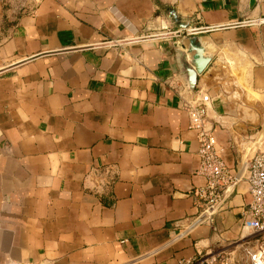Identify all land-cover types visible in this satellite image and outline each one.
<instances>
[{"label": "crops", "instance_id": "0c3cea01", "mask_svg": "<svg viewBox=\"0 0 264 264\" xmlns=\"http://www.w3.org/2000/svg\"><path fill=\"white\" fill-rule=\"evenodd\" d=\"M22 1L0 0V70L52 53L0 72V264L249 258L253 148L239 142L264 131V0ZM170 8L190 28L219 27L197 34L213 59L193 92L180 38L165 35L178 30ZM200 89L243 173L210 213L184 106Z\"/></svg>", "mask_w": 264, "mask_h": 264}, {"label": "built area", "instance_id": "2783aa9c", "mask_svg": "<svg viewBox=\"0 0 264 264\" xmlns=\"http://www.w3.org/2000/svg\"><path fill=\"white\" fill-rule=\"evenodd\" d=\"M18 4L21 9H27L22 0H19ZM210 102L209 94L200 89L184 103L189 114V128L196 132L199 141L200 165L197 173L203 177L204 183L196 192L205 203L204 213L220 209L228 197L229 187L234 185L243 174L226 163L223 149L219 146L212 128L209 127ZM237 114L240 117L241 113ZM244 174L252 195L246 214L255 223L244 241L252 245L249 246L250 263L264 264V137L252 153ZM233 262L234 258L230 255L210 253L201 254L185 264H234Z\"/></svg>", "mask_w": 264, "mask_h": 264}, {"label": "water", "instance_id": "95a60500", "mask_svg": "<svg viewBox=\"0 0 264 264\" xmlns=\"http://www.w3.org/2000/svg\"><path fill=\"white\" fill-rule=\"evenodd\" d=\"M254 4H255V0H251V6H253ZM169 17L176 23L178 30L165 35L180 38L179 41L174 44V51L176 53V58L180 67V71L183 74V78L186 81V87L189 89L190 92H193L196 90L199 76L205 72L206 68L213 59V55L210 52H208V49L206 48L205 44L202 42L201 37L198 36L197 34L203 31H208L219 27H210V28H201V29L190 28L189 23L184 21L172 8L169 9ZM261 21L264 22V19ZM239 24H244V23H239ZM239 24H234V25H239ZM87 47L91 48L93 46L70 48L66 50L83 49ZM60 51H64V50H60ZM46 53H52V52H46ZM46 53L39 54L37 56H34L17 64L11 65L7 68H4L3 70H0V72L4 71L5 69L12 68L19 64H22L31 59H34L38 56L44 55Z\"/></svg>", "mask_w": 264, "mask_h": 264}, {"label": "rangeland", "instance_id": "374dc122", "mask_svg": "<svg viewBox=\"0 0 264 264\" xmlns=\"http://www.w3.org/2000/svg\"><path fill=\"white\" fill-rule=\"evenodd\" d=\"M253 99L254 98H251V97H249L248 98V101H253ZM240 113H241V115H240V117L239 118H243L244 117V113L242 112V111H240ZM264 128V124L262 125V126H259L258 128H256V130L255 131H259V130H262ZM257 132H255V134H256ZM263 137H264V131L263 132H261V134L259 135H257L256 137H250L249 139H247V140H245V142H239V147H242V149L243 150H245V152H247V148L246 147H248L247 145L249 144V142H246V141H248V140H252L253 142L250 144V146L252 147V148H256L257 146H259L260 144H261V142H262V139H263ZM256 139H257V141H256ZM254 141H256V142H254ZM252 155V154H251ZM251 155H249V156H251ZM246 246H252V245H249L248 243L246 244ZM249 250V248L247 249V251ZM242 252L243 253H245V250L243 249L242 250ZM235 264H251L250 263V259L247 257H244L243 255L242 256H240L239 258H237L236 260H235Z\"/></svg>", "mask_w": 264, "mask_h": 264}, {"label": "bare ground", "instance_id": "6f19581e", "mask_svg": "<svg viewBox=\"0 0 264 264\" xmlns=\"http://www.w3.org/2000/svg\"><path fill=\"white\" fill-rule=\"evenodd\" d=\"M249 149H252V147H251V148H247V150H249ZM255 149H256V148H253L252 153L255 151Z\"/></svg>", "mask_w": 264, "mask_h": 264}]
</instances>
